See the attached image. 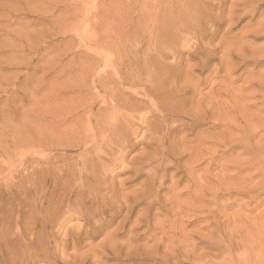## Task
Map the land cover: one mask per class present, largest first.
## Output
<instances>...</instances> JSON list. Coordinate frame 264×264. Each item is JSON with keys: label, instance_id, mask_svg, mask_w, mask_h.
I'll return each instance as SVG.
<instances>
[{"label": "rangeland", "instance_id": "374dc122", "mask_svg": "<svg viewBox=\"0 0 264 264\" xmlns=\"http://www.w3.org/2000/svg\"><path fill=\"white\" fill-rule=\"evenodd\" d=\"M144 89L163 150L91 162ZM0 264H264V0H0Z\"/></svg>", "mask_w": 264, "mask_h": 264}, {"label": "bare ground", "instance_id": "6f19581e", "mask_svg": "<svg viewBox=\"0 0 264 264\" xmlns=\"http://www.w3.org/2000/svg\"><path fill=\"white\" fill-rule=\"evenodd\" d=\"M214 87V86H213ZM143 92L146 94V97L149 98L151 104L153 107H155L158 111V114H154L150 112L151 117H153L154 120H151V118H148L149 114L145 115H138L139 110L143 109H151L150 107L147 108L149 104H147L146 101H140L138 107H135L133 105H130L131 101L129 98L130 103H126V100L124 103H118L113 105L111 108V112L107 115L106 117V123L103 125L104 127L102 128L101 133H98V136L94 134L92 137L89 145L87 148L93 153V155H90L91 162L96 161V163H104V160H106V157L110 155H114L115 150L118 148L121 149H126L127 147L129 148L130 144V138L132 136L137 135L138 129L140 128L141 132V139L139 140V144H141L143 147L142 148H147V147H160V150L163 147L164 144V138L160 137L157 131V127L161 125V123L165 122V113L159 104L157 103H152V100L155 101L158 99V95L155 92H152L151 90L144 89ZM106 93V92H105ZM136 96V95H135ZM158 96V97H157ZM106 98V97H105ZM109 98V97H108ZM133 98V97H132ZM112 99V98H111ZM107 100V98H106ZM105 100V101H106ZM147 100V101H149ZM110 101V100H109ZM115 101V100H114ZM124 101V100H123ZM128 101V99H127ZM104 104V103H103ZM106 104V103H105ZM109 104V103H108ZM110 105V104H109ZM108 106V105H107ZM104 108V107H103ZM92 109V108H91ZM105 109V108H104ZM155 109V110H156ZM88 110V109H86ZM100 110V108H99ZM109 110V111H110ZM154 110V109H152ZM89 111V110H88ZM150 111V110H149ZM99 112V111H98ZM107 112V111H106ZM87 113V111H86ZM91 113V112H90ZM104 113V111H103ZM171 113V112H170ZM169 113V114H170ZM102 114V113H101ZM103 115V114H102ZM106 115V114H105ZM97 118V117H96ZM101 119V118H100ZM103 120V119H102ZM96 121V119H95ZM98 121V120H97ZM155 121L158 123L156 125ZM103 122V121H102ZM104 123V122H103ZM101 124V123H100ZM90 125V124H89ZM95 127V126H94ZM159 130V129H158ZM158 135V136H157ZM137 137V136H136ZM129 138V139H128ZM132 143V142H131ZM138 144V145H139ZM131 145V144H130ZM137 145V146H138ZM130 147L135 148L136 144H132ZM127 148V150H128ZM156 148L154 156H149L144 152L137 160L138 162L136 163L135 167H133L132 171H134L135 174H138L139 172L144 174L146 171V174L150 178V181L152 183H155V175L154 177L149 174L150 170L153 169V164L157 163L159 158L157 155H161L160 150ZM143 150V149H142ZM120 149L118 150V152ZM121 152V151H120ZM127 152V151H125ZM122 153V152H121ZM163 153V152H162ZM123 154V153H122ZM122 154L120 157H122ZM125 155V154H124ZM123 158V157H122ZM161 159V158H160ZM110 162H115L116 160H109ZM161 162V161H160ZM159 162V163H160ZM88 163V162H87ZM86 164V163H85ZM83 164V166L85 165ZM162 164V163H161ZM160 164V165H161ZM113 165V164H112ZM93 166V165H92ZM115 166V165H114ZM96 167V166H95ZM157 167V166H156ZM160 168V167H159ZM87 170V168H85ZM156 169V168H155ZM161 169V168H160ZM90 172V171H89ZM165 172V171H164ZM163 176V175H162ZM137 177V176H136ZM139 177V176H138ZM152 177V178H151ZM164 177V176H163ZM161 177V178H163ZM133 179V178H132ZM164 179V178H163ZM163 181V180H161ZM137 182V181H136ZM161 183V182H160ZM164 183V182H163ZM143 186L146 187V190L144 189V192L142 193L137 192V195L140 196V200H148L150 199L151 202L155 201L157 199L154 194L151 192L150 187L146 185V183H142ZM162 184V183H161ZM153 186V185H152ZM161 188V187H160ZM139 193V194H138ZM136 195V196H137ZM132 197V196H131ZM67 198V197H66ZM195 198V197H194ZM128 199V198H127ZM197 201V200H196ZM150 202V203H151ZM135 203V202H134ZM148 204V203H147ZM153 205V204H152ZM151 205V206H152ZM177 205V204H176ZM184 207V206H183ZM177 209L184 214L183 212L185 211L182 206L177 207ZM176 209V210H177ZM188 210V209H187ZM148 211V210H147ZM178 211V213H179ZM211 212V211H210ZM130 214V213H129ZM179 216V215H178ZM185 221V220H184ZM261 228V227H260ZM184 247V246H183ZM258 252V250L256 251ZM239 263V262H238Z\"/></svg>", "mask_w": 264, "mask_h": 264}]
</instances>
